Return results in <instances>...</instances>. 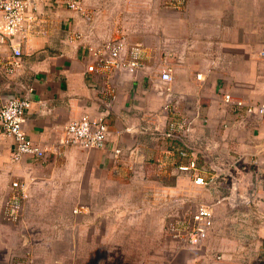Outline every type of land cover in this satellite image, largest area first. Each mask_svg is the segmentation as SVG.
Segmentation results:
<instances>
[{"label": "crops", "instance_id": "1", "mask_svg": "<svg viewBox=\"0 0 264 264\" xmlns=\"http://www.w3.org/2000/svg\"><path fill=\"white\" fill-rule=\"evenodd\" d=\"M223 1L187 0L170 8L165 7L166 0H80L82 11L78 13L61 0H42L37 10L42 32L23 43L22 66L12 74L4 72L3 64L10 58V43L17 39L0 43V95L21 92L25 86L32 88L24 129L28 138L45 151V158L24 156L11 163L12 143L0 137V209L13 181L27 183L29 198L23 204V213L34 195L65 191L61 180L69 178L74 183L80 176L85 178V220L96 231L102 227V242L111 234L112 240L122 239L124 243H156L163 237L158 233L162 219L157 211L164 209L169 197L189 199L194 191L206 189L216 193V198L222 197L223 177L217 179L218 187L204 189L193 185L185 175L176 178L175 167L186 161L178 155L182 144L162 138L169 127L159 116L149 119L150 114L160 112L162 105L150 87L149 72L163 59L172 68L173 91L185 97L179 113L198 115L191 140H185L197 163L205 167L213 164L226 172L236 169L237 158L251 155L260 171L264 167V154L259 153L264 143V120L252 115L244 127L220 129L221 120L235 117L226 113L217 92H229L233 98L251 104L261 100L264 61L258 52L264 37L258 45L247 34L241 39L237 33L232 36L234 31L221 24L222 17L230 15L229 6L221 5ZM86 29H91L94 38L123 36L129 47H142V70L132 77L112 78L117 97L106 117L111 135L105 149L84 150L60 143L70 121L83 114L98 117L104 109L101 99L107 98L88 86L89 82L102 86L107 76L86 72L88 55L74 39V34ZM198 74L200 80L196 79ZM239 82L243 83L242 92L235 89ZM132 146L136 155H125L120 162L113 159V148ZM74 187L68 190L70 194H76ZM161 194L166 201L157 208L151 198H161ZM199 201L206 203L204 199ZM215 206L213 226L198 246L175 241L165 233L166 264H247L243 262L246 257L248 264H264V203L255 198L252 208L257 206V212L251 211V217L244 215L250 219L246 225L242 224L246 220L234 217L239 210L233 211L223 203ZM0 219L9 223L1 213ZM99 237L90 232L86 235L88 242L99 241ZM243 238L250 242L253 253L246 251L249 249ZM147 254L152 261L151 252Z\"/></svg>", "mask_w": 264, "mask_h": 264}, {"label": "built area", "instance_id": "2", "mask_svg": "<svg viewBox=\"0 0 264 264\" xmlns=\"http://www.w3.org/2000/svg\"><path fill=\"white\" fill-rule=\"evenodd\" d=\"M186 1L166 0L164 5L177 8V6L184 5ZM41 2L42 0H0V43L17 39L10 43L11 55L3 64L6 74H12L22 66V45L26 39L42 32L38 28L39 13L37 11ZM61 2L69 10L78 13L82 11L80 0H61ZM74 39L80 41V46L88 55L89 64L86 66V72L90 75L107 76L106 81L100 87L94 82L88 83L89 87L107 98L101 99L104 109L98 117L83 114L78 119L70 121L64 127L63 139L60 143L63 146L84 150L105 149L111 135L106 117L117 97L115 94L117 87L112 78L132 77L142 70V47L139 44L129 47L123 36L108 39L94 38L91 29L74 34ZM165 42L166 40L163 39V43ZM258 55L264 61V43L261 45ZM152 68L153 72H149L151 74L150 87L162 100V105L160 112L150 114L149 119H154L157 116L162 119L161 121L169 127L162 133V138L180 141L182 145L178 149V155L182 159H186L185 162L175 167L178 173L176 178L179 175H185L191 179L193 185L204 189L218 187L220 177H229L230 186H228L226 194L217 199L214 205L223 203L234 211L252 204L255 194L250 193L247 197L240 195L238 181L230 171L222 172L213 164H209L208 167L199 165L196 154L188 152L190 148L185 140L188 138L191 140L194 121L198 115L189 117L179 113V105L185 102V97L173 91L172 68L166 64V61L164 59L158 61ZM196 79L200 80L201 75H196ZM260 87L262 97L256 104L246 103L240 98H233V95L223 90L217 92L219 103L225 107L226 113L235 117L232 120H221L220 129L232 131L237 127H244L247 118L252 115L264 120V79ZM31 93L32 88L25 86L21 92L0 95V137L8 139L12 143L9 152L11 163L19 162L24 156L33 160L45 158V151L28 138L24 129L25 115L31 105ZM203 122L207 123V120L205 119ZM206 149L208 150V148ZM259 153L264 154V143L260 145ZM2 154L3 150L0 148V157ZM125 155H136L135 146L125 150L120 147L112 149V157L115 161L120 162ZM239 162L257 165L251 155L237 158L236 163ZM27 188L25 182L13 181L11 183V190L6 195L0 212L7 222L14 223L20 218L23 204L29 198ZM168 201L169 203L167 202L164 206L168 215L165 221L167 236L192 247L198 246L213 226L214 205L203 203L199 199L191 202L190 198L187 199L184 196L169 197ZM81 209L83 207L73 209V214L81 212ZM21 258L25 259L21 264H32V261H28L29 258H32L29 251Z\"/></svg>", "mask_w": 264, "mask_h": 264}, {"label": "rangeland", "instance_id": "3", "mask_svg": "<svg viewBox=\"0 0 264 264\" xmlns=\"http://www.w3.org/2000/svg\"><path fill=\"white\" fill-rule=\"evenodd\" d=\"M221 5L229 6L230 15L223 16L221 24L234 31L232 36L237 33V37L241 39L247 34L251 41L261 45L260 38L264 37L262 22L264 20V0H224ZM236 85V88H232H235L237 92L244 91L243 83L239 82ZM235 167L236 169L230 170V173L238 181L239 194L247 197L250 193H254L258 202L264 203V167L259 171L255 164L248 162L236 163ZM78 173L80 174V171ZM61 181L62 185H66L65 191L34 195L30 209L23 210L16 222L4 223L0 219V225L4 229L2 230L3 234H0V264H21L24 258L19 256L25 255L27 251L33 255V259L29 258L28 260L32 261V264H166V239L163 237L166 233L165 213L167 214V211L165 207L164 209L160 207L161 202L166 201L164 195L161 194V198L156 195L151 198L154 204L157 202V208L160 207L157 212L160 214L162 223L157 228L159 235L163 233V239L159 238L156 243H149L146 240L124 243L122 239L112 240L111 234H108L107 240L102 242V227L99 226L96 231V227L88 226L87 219L85 220L86 194L83 192L85 178L78 176L74 183H71L69 178ZM222 183H224L222 191L225 192L222 195L224 196L230 186V178H223L220 184ZM71 186H76L74 187L76 194L69 193L68 190ZM216 196L212 190L206 189L199 192L194 191L190 194V199L191 202L204 199L206 203L214 205L220 198V196L217 198ZM4 201L1 205L4 204ZM95 201H100V198H96ZM158 202L160 203L158 204ZM249 206L252 208V204H250L234 210H239L237 215L234 214V217L246 220L242 223L245 225L250 220L248 217H251V211L257 212L255 211L257 206L252 209ZM80 207H83L81 212L73 214V209ZM244 215L248 217H244ZM114 230L117 231L118 227L115 226ZM89 232L90 234H100L99 241L94 242L95 239L93 242H88L86 235ZM248 236V240L252 241ZM77 237H79V241H77ZM248 240L244 238L242 240L246 241L244 245L246 249H249L248 243L250 242H247ZM246 251L254 252L251 249ZM144 252H151L152 261H149L148 254L144 255ZM243 262L248 264L249 258L246 257Z\"/></svg>", "mask_w": 264, "mask_h": 264}]
</instances>
